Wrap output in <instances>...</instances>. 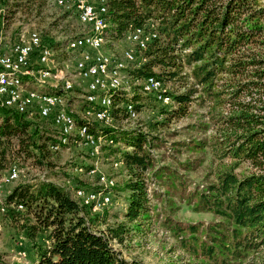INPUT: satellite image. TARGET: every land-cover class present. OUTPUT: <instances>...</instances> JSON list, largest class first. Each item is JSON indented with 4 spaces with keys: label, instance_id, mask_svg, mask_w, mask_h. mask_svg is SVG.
Segmentation results:
<instances>
[{
    "label": "trees",
    "instance_id": "obj_1",
    "mask_svg": "<svg viewBox=\"0 0 264 264\" xmlns=\"http://www.w3.org/2000/svg\"><path fill=\"white\" fill-rule=\"evenodd\" d=\"M16 1L0 0V6L16 7ZM103 1L110 38L122 40L136 29L154 35L144 49L136 47L140 58L129 78L182 86L178 92L166 89L170 104L162 106L163 114L182 118L194 102L208 106L205 117L212 135L196 147L208 148L218 165L210 173L213 183L196 197L201 210L224 220L208 231L216 234L221 229L229 237L226 246L219 245L226 259L202 247L207 264H235L246 254H264V0ZM128 102L136 109L132 100ZM113 110L114 102L112 119ZM35 121L8 110L2 113L0 174L15 158L32 160L41 168L53 166L50 147L56 141L44 137ZM109 137L124 146L112 151L125 173L117 191L126 205L120 223L93 230L99 222L106 224L105 219L91 217L68 187L46 177L19 183L3 201L2 214L31 244L38 259L34 263L125 264L111 243L122 244L147 229L151 205L146 174L154 170L157 138L137 128ZM243 164L246 168L239 171ZM187 229L190 234L198 231ZM38 236L44 244L38 243ZM0 264H5L1 254Z\"/></svg>",
    "mask_w": 264,
    "mask_h": 264
},
{
    "label": "rangeland",
    "instance_id": "obj_2",
    "mask_svg": "<svg viewBox=\"0 0 264 264\" xmlns=\"http://www.w3.org/2000/svg\"><path fill=\"white\" fill-rule=\"evenodd\" d=\"M84 1L98 5L103 0ZM16 3V7L0 6V29L5 33L6 41L4 51L9 45L19 43L21 39L27 41V35L31 31L40 36L43 47L53 50L52 59L45 68L58 75L50 73L48 79L44 81H38V77L34 75L30 78L31 80H24L27 88L36 91H52L55 88L53 85L59 88L61 83L67 81L71 91L68 94L64 93V103L67 104V109L72 113L73 118L77 119V125L86 124L89 129L91 128L98 146L86 145L82 141L75 140L64 146L57 142V146L60 147L50 152L53 163L51 169L41 168L32 160L15 158L7 170L0 174L1 181L8 175L10 166H16L18 169L16 180L4 185L0 182L2 197L0 205H4L3 201L9 192L19 183H34L46 177L60 186L68 187L74 199H76L74 191L78 188L86 192L102 189L109 194V203L100 212L93 213L86 208L91 217L98 215L105 219L106 224L99 222L93 230H103L106 225L120 223L123 220L126 205L123 201L124 195L117 191L118 185L125 178V173L122 166L117 163L118 155L112 154V151L124 146L118 142L115 145L109 135L137 128L142 133L151 135L154 139L157 138L152 149L154 170L146 174L151 219L145 231L126 238L122 244L113 241L112 248L125 264L210 263L204 257L202 247L215 249L220 260L226 259L224 248L219 245L222 242L225 246L228 244V231L219 229L216 234L208 231V227H213L224 220L201 210L196 197L198 193L205 192L207 185L213 183L214 178L210 173L218 165V162L211 157L208 148L196 147L200 142L206 143L212 135L211 125L205 117L207 104L194 102L189 106L184 117L169 119L166 114H163L162 106H168L170 102L163 104L154 101L151 95L142 92L141 81H132L129 78V71L137 67L140 58L137 46L128 41L127 36L118 41L110 38L108 26L107 39L98 52L99 55L110 57L122 66L120 82L124 91L120 93V98L115 99L113 119L111 118L107 123L90 121L83 111L93 108V105L87 102V97L95 96V94L88 90V78L77 71L75 65L77 55L66 49L69 42L85 33L81 31L83 26L74 15L66 14L56 6H51V0H46L42 4H39V0H18ZM126 54H131L133 57L135 54L136 62L131 65L128 62L125 63L123 59ZM33 69L37 70L38 67L33 66ZM163 89L165 93L166 89L178 92L182 86L177 82L166 81ZM128 100L135 103L137 110V117L131 121H126L123 110ZM31 120H36V125L39 131L44 133V137L53 141L59 140L57 131L49 121H43L37 116H31ZM33 131L34 129H30L29 133ZM101 146L105 148L99 151ZM245 168L243 164L239 171H244ZM91 170H94V173H91ZM96 176L112 179L117 188H101ZM188 227H196L197 233L190 234ZM21 238L11 228L6 217L0 213V254L5 264H13L17 260V253L21 250L26 252L28 257V260L24 261L26 264L38 262L35 253L30 251L31 244ZM37 241L44 244L41 236H38ZM19 243L21 246L18 245ZM235 264H264V254L258 256L246 254V257Z\"/></svg>",
    "mask_w": 264,
    "mask_h": 264
},
{
    "label": "bare ground",
    "instance_id": "obj_3",
    "mask_svg": "<svg viewBox=\"0 0 264 264\" xmlns=\"http://www.w3.org/2000/svg\"><path fill=\"white\" fill-rule=\"evenodd\" d=\"M77 3L78 7H84L85 10H92L96 8L99 12V15L102 16L104 24L93 25L92 23L96 22V15H82L80 18V13H73L80 25L85 27V33L77 38L73 39L66 46V49L70 51V46H73L71 53H75L77 56L75 58V65L78 72L83 73L88 78V90L90 93L95 94L99 92L101 96H89L87 97V102L93 105V108L85 109L83 112L87 119L95 123H107L111 120V110L113 107V102L116 98H120V93L124 91L122 84L120 82V71L122 66L119 65V62L114 61L110 57L99 55V50L104 46L107 39L106 29L108 28V18L106 16L105 4L103 1L98 5H93L87 3L84 0H73ZM58 8V6H56ZM61 9V8H59ZM3 30V29H2ZM24 36V35H23ZM38 34L36 32H29L27 41L23 39L18 40L19 43L13 44L14 49H23L26 48V42L30 44H38ZM26 37V38H27ZM149 39L154 37V35L149 34ZM126 39L134 43L138 49L142 50L145 48L147 37L143 36L140 31L133 30L127 34ZM5 33L0 29V62H4V51L5 46ZM79 43V46H75ZM92 50L93 55H90V65H87V62L80 61L82 56V50ZM53 50L50 48L41 47V57L40 64H35L38 69L34 70L32 67L31 77L36 75L38 81H44L50 76V71L45 68V65L49 63L52 59ZM128 57H133L131 54H126L123 61L128 62ZM93 70H96L94 72ZM29 75H21L17 72H12L11 68H0V95L2 90H4V85L14 84V87H19V90L26 91L25 93H17L15 96L14 107L10 108V111L19 114L23 111H31V116H37L41 120L49 121L59 135V140L56 141V144L51 146L50 150L55 151L58 149L57 142L59 145H67L70 141H82L86 145H93L95 141V136L88 133L89 127L86 124L77 125L76 121H68L64 123L63 114H56L54 117L52 114L47 112V109L53 108V103L65 104V94L67 93L68 86L71 89L70 84L67 81L61 83V86L55 88L52 91H36L29 90L27 84L24 80H31ZM98 77L100 80L98 81ZM158 82V90L157 89ZM142 92L146 95H151L152 92H155V101L161 102L163 104H169V98L164 95L165 90L163 89V84L154 78H146L142 83ZM71 91V90H70ZM64 94V95H63ZM26 96L32 99H27ZM26 101V102H25ZM125 113L126 121L134 120L137 117V111L131 102L125 103L123 106ZM3 112H0V119ZM68 137V139H67ZM69 140V141H68ZM111 143V141H110ZM113 144V142H112ZM11 175L9 178H5L4 184L13 182L18 177V169L16 166H12ZM91 173H94V170H91ZM99 186L103 189L111 188L114 186L112 179H107L103 176L98 178ZM92 194H95V199L92 197ZM109 194L100 191H90L86 192L82 189V192L79 194L77 191H74V196L77 201L85 208H88L93 213L100 212L105 208L109 203ZM0 207H5L0 205ZM18 208H22L19 206ZM25 260L17 259L13 264H26Z\"/></svg>",
    "mask_w": 264,
    "mask_h": 264
},
{
    "label": "built area",
    "instance_id": "obj_4",
    "mask_svg": "<svg viewBox=\"0 0 264 264\" xmlns=\"http://www.w3.org/2000/svg\"><path fill=\"white\" fill-rule=\"evenodd\" d=\"M51 6H58V8H61V10L64 11V13L72 15L73 13H80V18L82 15H96V22L92 23L93 25H101L104 24L102 16L99 15V12L96 8L92 10H85L84 7H78L77 3L73 0H51ZM82 33L85 32V27L82 28ZM137 31H140L141 34H144V36L147 37V41H150L149 37L147 36V31L145 29H137ZM32 32V31H31ZM23 38V37H22ZM24 40V39H23ZM26 41V40H25ZM44 45L42 44L40 36H38V44H30L26 42V48L23 49H14L13 44L8 46L7 52H2L4 55V62H0V68H11L12 72H17L19 74V77L21 75H29L31 77L32 67L35 64H40V57H41V47ZM75 46H79V43ZM73 46H70V51L72 52ZM90 55L92 54V50H82V56L80 61L87 62V65H90ZM35 59V60H34ZM136 62V57L134 54V57H128V64H134ZM96 72V70H93ZM52 75H58V73H55L54 71H50ZM76 75V72H75ZM100 80V77H98V81ZM70 87L68 86L67 94L70 93ZM158 90V82H157V89ZM17 93H25L26 91L19 90V87H14V84L11 85H4V90H2L0 95V112H4L5 110L10 111L11 107H14L15 102V96ZM99 92H95V96H97ZM86 99V94L84 95ZM151 97L155 101V92L151 93ZM27 99H32L26 96ZM26 102V101H25ZM47 112L52 114L54 117H56V114H63V121L64 123H67L68 121H77L76 118H73L72 113L67 109V104H59V103H53L52 109H47ZM31 111H23L19 112V115L26 116L27 119L31 120ZM94 146H98L97 142H93ZM11 169H13L12 166H10L8 170V175L5 178H9L11 175ZM93 175V174H92ZM99 178V176H96ZM3 178L0 182L4 185ZM77 193H81L82 189H76ZM92 197L95 199L96 195L92 194ZM2 197L0 196V200ZM19 210H22V208H18ZM0 212H5V207H0ZM22 239V238H21ZM21 246V243L18 244ZM16 259L22 260H28V257L26 255V252L23 250L19 251L16 255Z\"/></svg>",
    "mask_w": 264,
    "mask_h": 264
},
{
    "label": "crops",
    "instance_id": "obj_5",
    "mask_svg": "<svg viewBox=\"0 0 264 264\" xmlns=\"http://www.w3.org/2000/svg\"><path fill=\"white\" fill-rule=\"evenodd\" d=\"M53 87H55V85H53Z\"/></svg>",
    "mask_w": 264,
    "mask_h": 264
}]
</instances>
